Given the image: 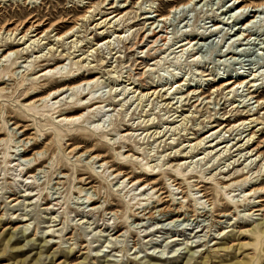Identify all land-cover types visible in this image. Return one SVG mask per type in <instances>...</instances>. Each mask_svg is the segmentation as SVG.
<instances>
[{
    "label": "rangeland",
    "instance_id": "rangeland-1",
    "mask_svg": "<svg viewBox=\"0 0 264 264\" xmlns=\"http://www.w3.org/2000/svg\"><path fill=\"white\" fill-rule=\"evenodd\" d=\"M89 1L92 0H0V29L6 23L12 22L9 27H13L34 16L40 21L48 19L49 23L61 21L58 24L61 32L77 21L75 31H78L74 37L53 45L52 55L46 58V62L55 65L46 62L33 64L35 56L47 53L48 46L44 49L47 39L41 41L44 44L40 48L27 41L12 46L8 51L4 46L8 35L0 33V78H7L16 70L14 93L0 92V138L3 140L0 143V264H264V207L263 211H253L256 205L264 206V201L258 199L261 195L264 200V193L254 194L246 206L234 208V202L242 201L251 185L264 178L262 156L249 157L246 150L239 153L238 145L246 138L234 145L237 131L230 134V131L223 130L219 139L214 140V143L228 141V150L207 148L201 155L203 149L188 153L189 148H186L196 128L205 127L204 132L228 116L231 123L245 104L257 109L256 99L243 86L235 98L230 95L227 101L221 91L212 94L211 87L218 77L246 76L250 80L249 77L253 76L250 74L255 73L257 85L252 90H264V26L258 28L264 21V13H258L253 23L243 27L247 30L243 34L251 33L248 39L243 40L240 36L236 40V36L231 34L243 26L247 17L241 18L240 12L230 6L231 0L191 4L172 14L165 22L169 44L158 49L157 54L146 57L152 50L147 52L145 43L136 45V34L150 26L148 22L153 21L155 14L164 15L171 7L189 0H143L142 3L124 0L129 6L122 14H127L117 21L112 19L110 24L113 27L106 25L102 28L108 32L106 36L111 35L110 47L99 44L98 50L93 48L94 43L102 40L101 30L95 26L100 20L94 19L111 11L106 9L111 0L98 5L94 3L91 8L96 7L91 13L94 16L81 21L82 14L91 6ZM243 1L249 4L262 0ZM112 2L117 5L124 3L122 0ZM141 16L152 19L145 21L144 25ZM213 16L222 19L219 29L212 27L210 20ZM126 25L132 27L123 29L125 37L119 41L112 32ZM159 25L158 29L162 23ZM229 31L230 34H226ZM192 32L205 33L206 36L199 39V36L189 35ZM187 36L195 38L196 43L188 45L192 51L181 53L177 45ZM75 38L80 40L77 46L73 43ZM159 44L162 45L161 42ZM28 45V50L32 48L36 53L29 51L27 55H21L15 52ZM154 55L158 58L164 56V59L152 65ZM83 56L87 58L81 59ZM58 65H62L61 74H46L38 78L41 74L38 70L43 73L47 67ZM148 67L153 69L144 72ZM33 77L36 78L31 79ZM69 78L74 80L69 81ZM89 78L94 81L84 86V93L89 94L83 101L92 97L100 99L103 104L97 113L85 110L80 122L70 123L59 121L62 117L57 118L63 110L79 103L75 90L49 96L47 107L29 108L20 104L26 103L22 100L23 93L34 85L39 96H44L58 86ZM181 79L186 83L184 89L191 86L195 93L202 91L198 101H195L197 97L187 96L184 90L180 93L174 91V82ZM151 83L162 90L159 94L140 99L138 91L146 92ZM136 88L138 90L132 92ZM165 92H169L171 99L162 100ZM51 97L56 98L49 100ZM233 100L235 102L230 103ZM7 112L10 120L6 118ZM256 116L261 123L256 125L254 122V129L261 127L262 134L261 130L258 131L254 139L260 136L258 142L264 152V110ZM12 123L19 124L20 128ZM24 127L29 128L26 136L38 134L40 141L38 145L30 146L28 155L34 150H43L46 158L38 166L47 164L51 167L45 176L38 174V180L28 178L29 173L23 176L27 163L16 155L20 148H15L14 132L18 137ZM233 137L235 139H231ZM66 141L71 142V146H82V151L95 150L96 154L104 157V161L100 162L95 157L88 160L86 155L82 157L83 162L74 165V158L69 160L65 156V151H68ZM46 144L52 146V152L45 153ZM176 150H184L191 156L200 155L201 158L190 157L183 163L179 157H173L179 153ZM8 159L14 160L9 164ZM16 163L22 165L16 166ZM60 163L68 175L63 187L54 185ZM38 166L29 172L38 173ZM21 168L24 169L22 173L19 171ZM241 172L247 174L225 181ZM77 175L87 177L90 184L79 182ZM129 181L139 182L131 186ZM144 183L149 184L147 188L159 189L158 192L168 200L167 204L175 199V202L187 204L192 209L188 215L193 218L190 221L165 220V216L155 211L154 218L134 221L131 212L155 199L153 189L143 193L139 188ZM199 185L201 190L197 189ZM94 189L100 192L99 195L94 194ZM79 190H82L81 194ZM79 194L99 198L92 208L83 202V197H78ZM114 210H118L120 218L112 214ZM197 211L213 212V217L204 219L198 216L194 219ZM22 219L27 221L20 222ZM10 220L15 223H9ZM24 224L27 228L25 235L20 232ZM16 226L19 228L8 243V233ZM38 252L42 254L36 261Z\"/></svg>",
    "mask_w": 264,
    "mask_h": 264
},
{
    "label": "bare ground",
    "instance_id": "bare-ground-1",
    "mask_svg": "<svg viewBox=\"0 0 264 264\" xmlns=\"http://www.w3.org/2000/svg\"><path fill=\"white\" fill-rule=\"evenodd\" d=\"M106 0L100 1L97 0V2L89 1V3L91 4V6L87 7V10L82 14L81 16V21H86L89 20V18L93 17L94 15H92L91 13L93 11L96 10V7L91 10L92 6H94V3H96L97 5L101 3H104ZM124 3L122 5H117L115 2H112V0L107 3V7L106 9L111 10L109 13H107L105 16V18H103V16L94 19L95 21L100 20L99 22H96L95 26H99L97 29L101 30L99 32L100 36H102V40L97 41V43H94L95 48H93L94 50H98L99 49V44L103 45L106 44L108 47H110L111 45V35L106 36L108 34V32H105L104 30H102V28L106 25L107 27H113V24L111 25L110 23L112 22V19H115V21L123 18V16L125 14H122L123 11L126 7H128L129 5L125 3L124 0H122ZM143 0H139L137 3H142ZM148 1V0H147ZM150 1V0H149ZM204 1H208V0H189L185 3L173 6L169 9L168 13L164 14V15H154L153 21H150V19H152L151 17L148 16H141V19L144 20V25L146 22H148V24H150V26L141 31L138 32L136 34L138 41L135 43L136 45L138 44H143L145 43V47L147 49V52L151 51V53H148V55H146V57H150L152 54H155L156 51L158 49L163 48L162 46H164L165 44H169L167 36H166V26H165V22L170 18V16L172 14H176L179 13L181 11H183L186 7H188L191 4H199L201 2ZM231 5L230 6H234L237 10L240 12V16H242L241 18H246L245 21H243V26H240L236 31H234L231 36H236L235 38H237L236 40H239L240 36H243V40L248 39L251 36V33H247V34H243L244 30L243 27H247L249 26L250 23L254 22V17H257L258 13H264V0L258 2V3H249V4H244L243 0H231ZM88 3V4H89ZM230 3V2H229ZM201 5V4H200ZM154 13L156 12L155 10L153 11ZM260 15V14H259ZM174 16V15H173ZM249 17V18H248ZM207 18H211V17H207ZM240 18V19H241ZM48 19L44 20V21H40L39 19L35 18L34 16L28 17L22 21H20L19 23L15 24L13 27H9V24H12V22L10 23H6L3 27H1L0 30H3L2 32L0 31V33H6L8 35V37L5 39L6 44L4 46L7 47L8 51H11V47L14 45H19V44H25L27 41H30V44H36V46L38 48H40V46L42 44H44V42H41L43 39H47L48 41L45 43L44 45V49L47 48L48 46V51L46 54H41V55H37L33 58V64H38V63H45L46 62V58L48 56L52 55V49H53V45H56L59 42H63L64 39H67L68 37L73 36L74 34L78 31H75L76 28V24L77 21L75 22V24L71 25L68 29H66L65 31L61 32L60 29L58 28V24L61 21H57V22H47ZM146 21V22H145ZM210 22H212V27H214V29H219L220 23H222V19L220 17H216L213 16V18H211ZM256 22V19H255ZM262 22V21H261ZM79 23V22H78ZM117 23V22H116ZM120 23V21L118 22ZM135 23V22H134ZM162 23L161 27L158 29V27L160 26L159 24ZM27 24H29L27 26ZM154 24H156L154 26ZM117 25V24H116ZM119 26V25H118ZM264 26V21L262 23H260V25L258 26V28L263 27ZM21 27V28H20ZM117 27V26H116ZM128 27V30L132 27V25H126L125 27L122 28H115L112 32V34L115 35V37H117V39L119 41H122L125 37V35H122V31L124 28ZM143 28V27H142ZM253 28V27H252ZM21 30V31H20ZM18 31H20L19 33H17ZM207 31V30H206ZM231 31L226 32V34H230ZM52 33H54L53 35H51ZM246 33V32H245ZM20 35V37L17 39V36ZM189 35H195V36H199V39L205 37V33H189ZM99 36V35H98ZM97 36V37H98ZM99 36V37H100ZM53 37V39H51ZM7 40H9V42L7 43ZM23 40V41H21ZM95 40V38H94ZM2 41V39H0V42ZM52 44V42H54ZM80 42V40H78L77 38H75L73 40V43L77 46V43ZM162 43V45H160L159 43ZM195 45V38H189L188 36L184 39V41L180 42L177 45V48L179 49V52L184 53V51H192L193 48L190 49V45L191 44ZM192 44V46H193ZM189 45V46H188ZM232 46V45H231ZM230 46V47H231ZM30 47V45L26 46V47H21L15 50V52H19L21 53V55H27L30 52L33 51V49L31 48V50H28V48ZM169 47H171V45H169ZM168 47V48H169ZM113 49V48H112ZM42 50V49H41ZM56 50V49H55ZM41 52V51H40ZM11 53V52H9ZM33 53H36V51H33ZM164 53V52H163ZM62 54V53H60ZM84 54V53H83ZM157 54V53H156ZM197 54V53H196ZM163 55V54H162ZM87 56V55H86ZM196 56V55H195ZM194 56V57H195ZM6 57V56H3ZM28 57V56H27ZM85 58L87 57H82L81 59L85 60ZM193 58V56H192ZM153 63L152 65H157L160 63L161 60L164 59L163 57L158 58L157 55H154V57L151 58ZM101 60V59H99ZM47 63V62H46ZM47 64L52 65V64H56V63H52V62H48ZM140 65V64H139ZM151 65V64H150ZM145 66V65H144ZM147 67V66H146ZM149 68L153 69L152 67H148L146 68V70L144 72H146L147 70H149ZM46 69H48L45 72H41L40 71V75L38 78L45 76L46 74L48 75H52V76H57V74H61V69H62V65H58L55 67H47ZM28 70V69H26ZM33 71L31 69L28 70V72ZM15 71H13L11 74H9L7 76V78H0V84H3L0 87V92L1 93H8L9 91L11 93H14V85H15ZM143 72V74H144ZM31 73H29L28 75H30ZM33 74V73H32ZM142 74V75H143ZM252 77L250 80H248V78L246 76H237V77H226V78H220L218 77L217 79H214L215 83L214 85L211 87L212 89V94L214 92L221 91V93H224V97L226 99V101L229 99V96L232 95V97H236L238 94V90L243 86L246 88V90H250V94H252V96L256 99L255 102L257 103V109L253 110V108H251L249 105H243V110L236 114L234 119L231 121V123H229V116L228 117H222L220 120L222 121L219 124H214L212 125V128L209 130H206L203 132V128H196L195 131L192 133L194 134V136H190L188 143H190V145H188L189 152H194V150L198 149H203V152L201 153L204 154V152L206 151L207 148H211L213 151V148L217 147L219 148V150H221L222 148L225 150L227 149V143L228 141H221L220 143H218L219 141H217L216 143H214V140H218L220 137V133L225 130L226 132L230 131L232 134V132L237 131L238 133H236L235 135L238 136L237 137V142H235L234 145H237L238 142H241L243 139L246 138V141L244 143H240L238 145V149L239 153L242 150H246V153H250L249 157L252 155H257V156H262V160H264V152L261 151V146L260 143L258 142V139L260 138V136H257L256 139H254V136H256L257 132L261 130L262 134V129L261 127L254 129L256 127V125H259L261 123V121L259 120V117L256 116L257 114H259L260 110H264V106H262L264 104V90L258 91V90H252L253 86L257 85V79H255L256 74L255 73H251L250 75H252ZM83 75V74H82ZM25 77V76H24ZM36 77H33L31 79H35ZM147 78V77H146ZM69 81H73L74 78H69ZM94 81V79H82L79 83H71L70 84H65V85H61L58 86L54 89H51L50 91H48L47 94H45L44 96H39L37 89V86L34 85L31 89H27L24 93H23V98L22 100L25 101L26 103L24 104V102H21L20 104L24 107H29V108H36V107H40V106H44L47 107V102H48V97L49 96H54L55 94H58V92H60L58 95H60L63 92H66L67 90H75L74 91V95H77V99L76 101L79 102L78 104H75L76 101L74 102L75 106H73L70 109H65L63 110V113H60L59 115H57L58 117H62L61 119H59V121H66V122H70V123H77L80 122V119L83 118V116L85 115L83 112L86 110L87 113H97L98 110L102 107L103 101H101L100 99H94L92 97H89L86 101H83L86 96L89 94V92L84 93L85 87L86 85L91 84ZM23 82V81H22ZM132 83V82H131ZM129 83V84H131ZM250 83L249 87L247 86V84ZM175 85V89L174 91H176L177 93L182 92L183 90L186 92L187 96L189 95L190 98L191 97H197L195 101H198V99L203 95L202 91H200L199 93H195V91L190 87L184 89V87L186 86V83L184 82L183 79L181 80H176L174 82ZM80 87H82L80 89ZM126 89V87H124ZM134 88V86H133ZM165 88V87H164ZM172 89V85L171 87H169V90ZM257 89V88H256ZM138 90V88H136L135 90H133L132 92H136ZM162 89L158 90V85L151 83L148 88L146 89V92L143 91H138L137 94L141 95L140 99L143 98V96L145 97L146 95L152 96L153 94H159V92ZM164 92V91H163ZM73 93V91H72ZM169 92H165L163 95V99L162 100H169L170 95H168ZM172 94V93H171ZM162 95V93H161ZM57 97V96H56ZM56 97H51L50 99L56 98ZM162 97V96H161ZM207 97V96H205ZM203 97V98H205ZM189 99V98H188ZM232 99V98H231ZM142 101V100H141ZM56 102V101H54ZM235 100H233L230 103H234ZM193 103V102H192ZM197 103V102H196ZM188 104V103H187ZM259 106H261L260 108H258ZM56 108V107H55ZM224 109V108H223ZM58 113L61 112V110L57 111ZM231 114V113H230ZM10 113L7 112V120H10ZM184 119V117H183ZM217 120H214V122H216ZM213 122V123H214ZM257 122L256 125H254L253 123ZM174 123V122H173ZM13 125H16L17 129L20 128L19 124L16 123H12ZM1 125H0V135L2 134L1 131ZM29 130L28 127H24L22 132V135L16 137V132H14V136L15 139L17 140V145L15 146V148H20L19 152L16 155H19V158L22 159L23 161H25L27 163L26 169L23 172V168H21L19 171L20 173L23 172V176L27 173H29L28 178L33 179V180H38L37 175L38 174H46L51 170V167H49L47 164H44V166L42 165L41 167H39L38 165L46 158V154H43V150H34L30 155H28L29 151H30V146L32 145H38L40 143L39 141V136L38 134H34V135H28L26 136V132ZM176 130V129H175ZM240 131V132H239ZM224 132V131H223ZM222 132V133H223ZM247 132V133H246ZM246 133V134H244ZM214 134L215 137L209 139L210 137H212ZM242 134H244V136L242 137ZM188 137V136H187ZM231 139H235V137L231 138ZM2 138H0V143L2 142ZM30 141H32V143H30ZM43 141V140H42ZM192 141H194V143H192ZM227 142V143H226ZM192 143V144H191ZM225 143V144H224ZM224 144V145H223ZM246 144V146L244 148H240L242 146H244ZM42 148V147H41ZM173 148V147H172ZM186 148L184 150H186ZM240 148V149H239ZM66 149L68 150L67 152L65 151V156L67 159L71 160V158H74V165H77L78 163L83 162L82 161V157L83 156H88L89 159H92L93 157L98 158L100 162L104 161V157L101 156L100 154H96L95 150L93 149H88L85 151H82L83 147L82 146H71V142L66 141ZM230 149V148H229ZM177 151L179 152L178 155H173V157H179V161H183V163H185V161L188 158H193V157H199V159L201 158V156L199 155H187V153H184L185 151ZM44 151L45 153L47 152H52V146L49 144H46L44 146ZM253 151L254 154H251ZM175 152V153H176ZM211 152V151H210ZM94 156H91L93 155ZM181 154V155H180ZM183 158V159H182ZM185 158V159H184ZM248 158V157H247ZM246 159V158H245ZM14 159H8L7 161L9 162V164H11L13 162ZM239 160V159H238ZM159 161V159H158ZM89 162V161H88ZM87 162V163H88ZM77 163V164H75ZM107 163V162H106ZM189 164H191V161L189 162ZM16 166H20L22 164H15ZM25 166V164H24ZM38 166V173H30L29 170H31L34 167ZM112 167V166H110ZM246 167V166H245ZM233 168V167H232ZM65 169V167L63 166L62 163L59 164V167L57 169V175L54 177V185L55 186H62L65 183V180H67L68 175L66 173L63 172V170ZM78 169L75 170V172L78 174ZM116 169H113V172H115ZM120 173H118L116 176H118ZM243 174H247V172L243 173L241 172L238 175H231L229 176L227 179H225L226 182H230L236 179L237 176H241ZM45 176V175H44ZM115 176V177H116ZM125 176V175H122ZM264 176V175H263ZM76 179L79 180V182H82L84 185H89L90 182L87 181L88 178L87 177H83V176H76ZM122 179V178H121ZM127 180L130 179L126 178ZM139 181H134V182H128L131 184V186L135 185V183H138ZM32 183V182H30ZM174 185H177V183H175ZM54 186V187H55ZM59 186V187H60ZM147 186H149L148 183H144V184H140L139 188L143 189V193L145 190L147 189H153L154 193L153 195L155 196L154 201H151V203H145L143 206L137 207L134 211L131 212L130 215H132V217L134 218V221H143V219L145 218H154V214L155 211H158V213L160 215L165 216V220L166 218H168V220H172V221H179V220H189L190 218L193 216L188 215L189 212H192V209L187 205L184 204L181 201L175 202V200H172V202H170L169 204H167V199L165 198V196L162 195V192H158L159 189L157 188H153V186H150L149 188H147ZM179 188V186H177ZM201 185L197 186V189H200ZM92 188V186L90 187ZM57 189V188H56ZM157 189V190H156ZM249 192H247L246 197L244 199H242V201H235L234 202V208L237 209L239 208L241 205L246 206V204L249 202V199L252 198V195L260 193L263 194L264 193V178L261 179L259 182L254 183L253 185H251L250 189H248ZM93 192H95V195H99V191H96V189L93 190ZM158 192V193H157ZM180 192H182V190H180ZM79 193H82V190H79ZM78 197H83L82 200H85L83 202H87L92 208L94 207V205L96 204V200L99 198H94L92 196L89 195H80ZM204 196V194H202ZM49 196V195H48ZM262 196H258V199L262 202L264 201L262 198ZM172 199V197H171ZM148 200V199H147ZM263 205H256L253 207V211H263ZM112 214L116 217V218H120V215L118 213V210H114L112 211ZM198 216H203L202 218L206 219L208 217H213V212H210V214H208L207 211H197L196 216L194 217V219H197ZM27 219H22V221L20 222H26ZM164 221V220H163ZM9 223L13 222V221H8ZM188 222V221H187ZM198 222V221H196ZM216 222V221H215ZM7 223V222H6ZM15 223V222H13ZM12 226V225H11ZM26 225H23V229L20 231L23 233V235H25V230H27V228L25 227ZM19 228V226L16 227H12V231L9 232V237H8V243L11 240L12 234L13 232H15L17 229ZM264 232V230L262 231ZM49 235H47L46 237H48ZM44 241L46 242V240L44 239ZM191 249V247H189V250ZM42 254V252H38V256L35 257V260L39 261L40 260V255ZM54 257V256H53ZM151 258V257H150ZM160 258V257H159ZM55 260V259H54ZM65 262V260H64Z\"/></svg>",
    "mask_w": 264,
    "mask_h": 264
}]
</instances>
